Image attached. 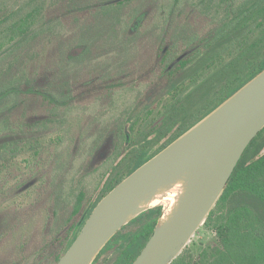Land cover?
Masks as SVG:
<instances>
[{"label": "trees", "instance_id": "obj_1", "mask_svg": "<svg viewBox=\"0 0 264 264\" xmlns=\"http://www.w3.org/2000/svg\"><path fill=\"white\" fill-rule=\"evenodd\" d=\"M34 1L0 18V25L5 23L4 34L7 33L0 47L4 44L9 47L10 55L7 66L4 69L0 67V112L6 109L15 112L0 119V133L8 131L26 138L25 145L35 155V158L28 160L30 169L41 164L40 156L45 151L41 142L42 133L61 124L64 119L61 117L70 111L76 101L95 93H112L128 85V81L133 82V77L86 78L72 85L70 79L55 80L56 73L53 74L51 68L34 70L29 75L22 57L27 52L24 48L30 47L48 29L47 24H43L47 0ZM53 1L50 0V3ZM70 1L57 5L61 12L50 16V33L61 27L66 17L72 20H79L80 17L93 20L96 15L103 16V19L120 18L125 7L133 0ZM182 1L171 0L164 6L167 8L165 22L168 18L172 22ZM196 3L198 9L193 11L176 34L171 36L166 33L159 37L147 66L138 76L139 79H150L151 85L140 101V104L150 105L144 115L153 114L164 97L168 96L164 100V109L138 132L135 131L137 120L129 125L130 133L127 131L126 135L124 123L111 129L109 134L112 140L118 136L119 143L114 145L115 150L109 156L112 162L107 170L111 171L104 181L103 191L87 211L86 218L97 202L118 182L264 69V0H197ZM100 7L103 12L99 14ZM135 15L140 16L141 13ZM121 29L128 31L126 26ZM83 48V44H75L71 47L70 57L80 58ZM23 49L25 51L21 53ZM20 59L22 73L10 77L13 63ZM193 63L202 65L191 78L194 87L189 89L182 76ZM29 96L35 98L33 103H28L26 98ZM2 102H6L3 107ZM17 141H0V158L17 150ZM156 145L158 147L151 152ZM121 155L122 159L114 165L113 161ZM22 201L19 200L20 203ZM88 201L85 191H80L66 220V229L58 239H52L54 233L48 232L42 244L23 252L20 258L6 261L1 258L0 264H18L19 259L34 253L37 255L32 264H56L80 231L86 219L80 223L81 215ZM161 214L162 206L159 205L134 218L128 224L138 220H143V223L136 230L122 233L121 230L128 224L124 226L102 249L93 264L119 236V247L123 248L114 264H132ZM20 218L21 215L15 211L14 216L0 225L5 230V235H0V246L4 245L2 240L15 230ZM207 221L216 230L217 244L212 248V258L203 260L202 264H264V128L246 148ZM171 264H186V260L180 254Z\"/></svg>", "mask_w": 264, "mask_h": 264}, {"label": "rangeland", "instance_id": "obj_2", "mask_svg": "<svg viewBox=\"0 0 264 264\" xmlns=\"http://www.w3.org/2000/svg\"><path fill=\"white\" fill-rule=\"evenodd\" d=\"M29 2L33 0H0V18L18 7L27 6ZM34 2L37 3L38 0ZM65 2L71 1L55 0L50 3L47 0L43 24H47L48 29L30 47L24 48L27 52L19 50L24 52L22 57L26 72L32 75L36 70L51 68L53 74L56 73L55 80L70 79L72 85L77 84L79 79L86 78L103 80L109 77H133V82L128 81V85L119 87L112 93H95L76 101L70 111L61 117L64 118L61 124L42 133L41 142L45 151L40 156L41 164L33 169L29 168L28 160L35 158V155L25 145L26 138L8 131L0 133L1 142L18 140L19 143L17 150L0 158V225L14 216L15 211L21 215L15 230L8 236L9 240H2V261L20 258L23 252L42 244L48 232L54 233L52 239H58L66 229V220L80 191H85L89 200L80 223L86 218L87 211L103 191L104 181L111 171L107 170L112 162L109 161V156L114 145L119 143L118 136L116 140H112L109 134L111 129L124 123L123 131L126 135L129 125L137 120L135 131L138 132L157 118L160 110L165 107L164 100L168 96L164 97L160 107L149 116L144 114L150 105L140 104L151 85L150 79H139L138 76L147 66L156 41L166 33L171 36L176 34L193 11L198 9L197 0H183L170 23L171 19L168 18L167 22L164 20L167 11L164 6L171 0H133L125 7L120 18L114 16L103 19V16L96 15L93 20L86 17L72 20L71 17H66L63 25L50 33V16L60 13V6L57 5ZM101 10L100 7L99 14L103 12ZM136 13L141 15L136 16ZM116 14L118 16L117 12ZM129 18L134 21L131 23ZM4 26L5 23L0 25V43L7 34H4ZM122 26L128 27V31L123 32ZM77 43L84 46L78 59L69 54L71 47ZM8 48L5 44L0 47V67L3 69L10 58ZM201 65L202 63H193L183 74V80L189 84V89L194 87L190 80ZM22 68L21 59L13 63L10 77L19 76ZM26 99L28 103H33L35 98L29 96ZM5 103L2 102L1 107ZM13 113L15 112L7 109L1 111L0 119ZM124 145L123 141V147ZM126 147L128 148L127 145ZM157 147L158 145L154 146L151 152ZM121 159L122 155L113 164ZM19 200L23 201L20 203ZM159 205L163 212L169 202L162 200ZM142 223L143 220L132 222L121 231L126 233L136 230ZM4 232V227L0 226V235L4 236ZM120 241V236L113 240L111 247L95 264H114L123 248L119 247ZM216 244V230L211 222L205 221L181 256L185 258L186 264H202L203 260L212 258V248ZM36 255L37 253L25 255L19 259L18 264H32Z\"/></svg>", "mask_w": 264, "mask_h": 264}, {"label": "water", "instance_id": "obj_3", "mask_svg": "<svg viewBox=\"0 0 264 264\" xmlns=\"http://www.w3.org/2000/svg\"><path fill=\"white\" fill-rule=\"evenodd\" d=\"M263 128L264 69L109 190L56 264H93L118 231L175 192L132 262L171 264L205 223Z\"/></svg>", "mask_w": 264, "mask_h": 264}, {"label": "bare ground", "instance_id": "obj_4", "mask_svg": "<svg viewBox=\"0 0 264 264\" xmlns=\"http://www.w3.org/2000/svg\"><path fill=\"white\" fill-rule=\"evenodd\" d=\"M175 197H176V193L172 192V193L168 194L167 196L163 197L162 199L165 201H168L169 204L171 205L174 203ZM159 200L160 199H158L157 201H159ZM157 201H155V202H157Z\"/></svg>", "mask_w": 264, "mask_h": 264}]
</instances>
